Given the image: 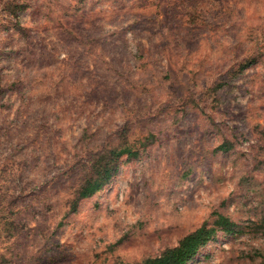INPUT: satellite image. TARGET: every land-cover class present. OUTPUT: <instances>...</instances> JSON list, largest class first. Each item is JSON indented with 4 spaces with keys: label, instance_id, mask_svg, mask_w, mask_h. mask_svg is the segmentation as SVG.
Masks as SVG:
<instances>
[{
    "label": "rangeland",
    "instance_id": "374dc122",
    "mask_svg": "<svg viewBox=\"0 0 264 264\" xmlns=\"http://www.w3.org/2000/svg\"><path fill=\"white\" fill-rule=\"evenodd\" d=\"M200 226L187 264H264V0H0V264Z\"/></svg>",
    "mask_w": 264,
    "mask_h": 264
},
{
    "label": "trees",
    "instance_id": "16d2710c",
    "mask_svg": "<svg viewBox=\"0 0 264 264\" xmlns=\"http://www.w3.org/2000/svg\"><path fill=\"white\" fill-rule=\"evenodd\" d=\"M82 195L86 196V193ZM210 233V229L200 226L184 236L176 246L167 248L159 256L148 258L140 264H187L206 242Z\"/></svg>",
    "mask_w": 264,
    "mask_h": 264
}]
</instances>
